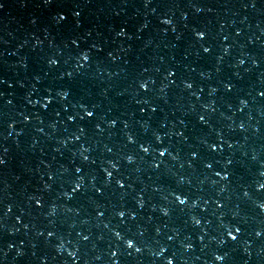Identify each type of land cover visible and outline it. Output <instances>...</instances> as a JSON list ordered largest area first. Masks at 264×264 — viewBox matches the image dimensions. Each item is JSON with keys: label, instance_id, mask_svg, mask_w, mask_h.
Wrapping results in <instances>:
<instances>
[{"label": "water", "instance_id": "obj_1", "mask_svg": "<svg viewBox=\"0 0 264 264\" xmlns=\"http://www.w3.org/2000/svg\"><path fill=\"white\" fill-rule=\"evenodd\" d=\"M145 4L146 0H0V81H4L0 83V155L4 147L8 149L6 164L0 166L3 264H41V259L44 264H112L113 259L118 264H166L173 257L174 264H215L214 253L226 255L224 264H264V212L256 207L264 201V189L258 190L264 183L260 175L264 98L257 95L264 89V0ZM196 7L201 11L196 12ZM165 14L173 20L171 27L159 23L158 17ZM145 22L146 27L137 31ZM121 27L124 37L116 36ZM193 29L206 32V38L198 41ZM44 35L53 37L61 48L60 62L52 68L47 57L54 49ZM37 36L41 44L34 46ZM26 39L27 44L18 47ZM72 40L78 44L72 45ZM201 44L211 51L203 53ZM92 45L100 50L90 48L88 67L72 81L59 79L77 51ZM169 69L176 75L166 80ZM141 80L149 81L150 91L138 89ZM186 82L193 84L191 90L184 87ZM227 83L234 86L231 92L224 89ZM62 87L71 90L62 103L56 98L46 110L29 103ZM212 88L217 91L212 93ZM240 99L247 104L240 105ZM81 103L95 106L96 116L79 119ZM151 107L157 111L153 113ZM198 114L206 115L208 122L199 123ZM24 115L30 117L28 122ZM69 115L76 119L69 122ZM112 118H119L115 127L108 125ZM13 121V129H8ZM97 123L102 130L94 127ZM81 127L84 133L76 140L73 133L79 134ZM178 131L184 137L177 136ZM154 132L164 137V146L177 157L165 156L158 169L148 163L151 157L141 159L138 147L125 139L132 134L155 147ZM204 142L220 147L210 152ZM81 144L90 151L81 153ZM194 151L200 159L192 161ZM128 154L136 157L134 163L123 159ZM202 159L220 161L214 169L226 167L229 180L214 183L219 178L204 169ZM108 160L120 167L111 183L102 171L112 170ZM77 167L83 169L79 174ZM78 177L83 187L66 198L64 193L71 191ZM115 179L127 187L118 189ZM97 187L101 194L94 191ZM174 191L195 199L196 207L190 202L181 210L173 201ZM32 196L42 197L43 207L37 208ZM138 199H143V208L137 206ZM214 201H223L224 207L218 209ZM9 204L11 212L5 207ZM161 207L170 209L169 216L161 214ZM120 208L135 209L136 219L121 221L116 216ZM98 210L103 216L97 215ZM192 216L201 219V225L196 226ZM220 217L241 226L236 241L222 235ZM49 231L54 235L49 237ZM117 231L133 238L142 251L127 249L123 239L116 238ZM256 231L262 235L256 236ZM61 239L65 246L57 251ZM221 239L225 242L218 244ZM186 244L192 247L186 249ZM162 247L166 251L157 256ZM17 248L23 255H16Z\"/></svg>", "mask_w": 264, "mask_h": 264}, {"label": "snow or ice", "instance_id": "obj_2", "mask_svg": "<svg viewBox=\"0 0 264 264\" xmlns=\"http://www.w3.org/2000/svg\"><path fill=\"white\" fill-rule=\"evenodd\" d=\"M147 3H150L151 0H146ZM254 6V5H253ZM77 15H79V13H77ZM60 19H63V17H60ZM159 23L164 25V26H167V27H171L173 25V21L167 17H162L160 18L159 20ZM146 27V25L144 26ZM167 30V28L165 29V31ZM173 31H175V29L173 28L172 29ZM120 35L121 36H124L126 35V32H120ZM193 35L194 37L198 40V41H203L206 36H207V33L200 30V29H193ZM237 35H239V33H237ZM74 45H77L78 43L77 42H73ZM201 49H202V52L207 54L211 51V49L207 46H204L203 44H201ZM227 52V50L225 51ZM90 56L87 54V53H83L79 56V59L77 61V68L78 69H82L84 68L85 65H87V63L90 61ZM53 64H58L59 61H52ZM245 61L243 59L240 60V64H244ZM68 76H71L72 73H67ZM175 71L172 70V69H169L166 73V76H165V79H174L175 77ZM9 87H11V85H9ZM193 87V84L190 83V82H186L185 83V88L188 89V90H191ZM233 85H231V83H227L224 85V89L225 91L227 92H231L232 89H233ZM138 89L143 91V92H148L150 91V88H149V84L147 82H142L140 84H138ZM217 89L216 88H213V92H216ZM60 97L65 101L67 100L68 98V93L67 92H64L63 90L60 92ZM257 95L261 98H264V89H260L257 91ZM0 96H3V93H0ZM56 98L53 97L51 94H48V95H45L44 97L42 98H38L36 101H32L31 99L29 100V103L30 104H39V106L43 109H47L48 106L50 104H52L54 102ZM8 103H11V101H8ZM144 103H149V101H144ZM239 103L242 104V105H246L247 104V101L245 99H240L239 100ZM75 106V105H74ZM81 111H82V115L78 114L79 115V119L81 120H84L85 118L87 119H92L93 117L96 116V112H95V106H93L92 108H89L87 105L81 103L79 105ZM139 111L141 113H143L145 111V109L143 107H141L139 109ZM151 111L154 113L157 111V109L155 107H151ZM57 115H59V113H57ZM76 119L75 116H72V115H69L68 116V121L69 122H73L74 120ZM30 120V117H25L24 118V121L25 122H28ZM197 120L199 123L201 124H206L208 122V118L206 115H203V114H198L197 115ZM119 122V118H112L110 120H108V125L109 127H115V125ZM184 121L181 120V124H183ZM125 128L128 127L127 123H125ZM12 127H14V124L12 125ZM97 130H102L101 129V125L99 123H97L95 126H94ZM40 131H43L42 129H40ZM79 134H76L75 135V139L76 140H80L83 133H84V129L81 127L79 128ZM176 135L177 136H180V137H184V132L182 131H178L176 132ZM219 135V133H218ZM126 139V142L127 144L129 145H136L138 147V151L139 153L141 154L140 155V158L141 159H146L148 157H151L150 160H148V163L150 164V166L152 168H160L161 165L164 164V157L165 156H169L171 157L172 160H175L177 157L175 155L172 154V151L167 147V146H164V137L162 135H160L158 132L156 133H153V140L155 142V147L153 145V142L152 141H144V140H137V138L135 136H132L131 134H128L126 135L125 137ZM65 143V142H64ZM205 143V146L207 147V149L210 151V152H215L217 151V149L220 147L219 144H217L216 142H211V143H208V142H204ZM223 143H227L226 141H223ZM227 147L231 148L232 145L231 144H227ZM109 152H111V149H108ZM190 156H191V159L192 161H195V160H198L200 159V154L198 152H192L190 153ZM135 156L134 155H126V160H127V163L128 164H132L135 162V159L136 157L134 158ZM83 160L85 162H88L89 161V156L87 155H84L83 156ZM92 163L94 164L95 161L93 160ZM201 163L204 167L205 170L209 171V172H212V175L214 177H217L219 178L218 180H214L213 182L214 183H219L221 181H228L229 178H230V175L231 173L228 172L227 168H223V169H214V163H220V161H211V160H207V159H202L201 160ZM228 164H231V161H227ZM3 164V161L0 160V166H2ZM191 163L189 164V167H191ZM120 170V167H119V164H117L116 162L113 161V167H112V170H108L107 168H104L102 169V171L104 172V175L105 177H107L109 179V182L111 183L112 180L111 178L113 177L114 175V172H118ZM67 171V170H65ZM83 171L82 168L80 167H77L75 168V172L76 173H81ZM82 178V177H81ZM49 179H51V177H49ZM114 183L115 185L118 187V189L120 190H123L127 187V185L122 182L121 179H115L114 180ZM46 187H48L46 185ZM83 187V184L79 182V180L75 181L72 185H71V191H66L64 193V196L68 199H71L73 194L80 191L81 188ZM260 189H264V184H261L260 185ZM224 189L221 188V191H223ZM94 191L97 193V194H101L102 193V189L101 188H95ZM173 201L174 203L177 205V207L181 208V210L183 209L184 206L188 205L190 202H191V205L193 207H196V200L191 198L188 194L184 193V192H173ZM243 195L245 197H248L249 193L248 192H243ZM31 200L33 201V203L35 204V206L37 208H41L43 207V200H42V197L40 196H34L31 198ZM137 203V206L139 208H143L144 207V201L143 199H138L136 201ZM205 203H207V201H205ZM214 203L216 204V207L219 209V208H223L224 207V203L223 201H214ZM260 211L264 210V201H261V203L259 205L256 206ZM11 208H7V212H11ZM156 209L154 208L153 211H155ZM206 211V209H204ZM159 211L161 212V214L164 216V217H167L169 216L170 214V209L167 208V207H161L159 209ZM103 212L102 211H97V215L98 216H103ZM116 216L121 220V221H124L125 218H129V219H132V220H135L136 219V212H135V209L129 211L127 210L126 208H120L119 210L116 211ZM21 220L20 217H17V222L19 223ZM220 220H221V223H220V227L223 229V233L222 235H224L227 239L229 240H232V241H236L238 238H239V234L241 233L242 231V228L239 224H229L227 228H225L223 226V217H220ZM193 223L196 225V226H199L201 225L202 221L201 219H196L194 218L193 219ZM157 231H159L157 229ZM47 235L49 237H51L52 235H54L53 232L49 231L47 233ZM116 235V238L118 240H121L123 239L124 241V244L126 246L127 249H130V250H135V252L139 253L142 251V248L139 247L136 243V241L131 238V237H128V238H125L122 236V234L117 231L115 233ZM142 235V233H141ZM256 236H261L262 235V232L261 231H258L255 233ZM84 240H87L88 237L87 236H84L83 237ZM169 240L172 239V237H168ZM202 239V237H201ZM220 241V240H219ZM225 242V240H223V243ZM166 249L163 248V252H165ZM76 254H73V253H69V256H72L73 258L75 257ZM112 256L115 258L117 256V253L116 252H113L112 253ZM226 259V255H221V254H216L214 253L213 254V261L215 262V264H224V261ZM73 264H75V261H73ZM112 264H118V261L116 259H113L112 261ZM166 264H174V257L173 258H169L167 259L166 261Z\"/></svg>", "mask_w": 264, "mask_h": 264}, {"label": "clouds", "instance_id": "obj_3", "mask_svg": "<svg viewBox=\"0 0 264 264\" xmlns=\"http://www.w3.org/2000/svg\"><path fill=\"white\" fill-rule=\"evenodd\" d=\"M145 6H147V2H146V4H145ZM195 11H196V12H200L201 9H200L199 7H196V8H195ZM164 17H167V18H169V19L172 20V18H171L170 16H167L166 14L164 15ZM160 18H161V17H158V20H160ZM172 21H173V20H172ZM145 25H146V22L143 23V24H141V25H139V27L137 28V31H140L141 29H143ZM122 31L125 32V28L121 27L120 31L116 33V36H119V37H124V36H126V35H124V36H121V35H120V32H122ZM44 38H45V39H48L49 47L52 48V49H54V51L51 52V53L48 55V57H47V66H48L49 68H52V67H55V66H57V65L59 64V63H58V64H53L52 61H57V60H58V57L61 56V48H60L58 45H56V44L54 43V38H53V37H52V38H49L48 35H44ZM128 39H131V36H130V35H128ZM73 42H77V43H78L77 40H72L70 43H71L72 45H74ZM24 44H27V39L24 40L20 45H18V47H23ZM33 44H34V46H35V45H39V44H41V40H40V38H39L38 36L35 37V39H34V41H33ZM67 46H68V44H64V47H67ZM74 46H75V45H74ZM90 48H94V49L97 50V51L100 50V47L97 46V45H92V46H90L88 49H80V50H78L77 53H76V55L72 57V60H73L74 62L71 64L70 67H67V68H65L64 71L60 72L58 78L61 79V80L64 79V78H67L69 81H72V80H74L78 75H80V74L82 73V69H86V68L88 67V65H85L84 68H82V69H78V68H77V61H78V59H79V56H80L81 54H83V53H87V54L90 56V55H91ZM226 50H227V48H225V51H226ZM109 55H111V53H109ZM58 61H59V60H58ZM59 62H60V61H59ZM239 63H240V61H239ZM253 63H255V61H253ZM67 73H72V75H71V76H68ZM142 82H147V83H149V81L141 80V81H138L137 84H140V83H142ZM0 83H4V81H0ZM184 87H185V85H184ZM62 90H63L64 92H67V93L69 94L68 97L70 96L71 90H70L69 88H67V87H62V88H58V89H56L55 92H54V95H52V94H51V95H52L53 97H55V98H58V100L56 101L57 103H62V102H64V100H63V99L60 97V95H59L60 92H61ZM49 91H51V90H49ZM211 92L214 93V92H213V88L211 89ZM8 101H11V100H8ZM8 101H7V103H8ZM11 103H12V101H11ZM11 103H8V104H11ZM240 105H242V104H240ZM78 114H79V113H77V115H78ZM25 117H29V116H28V115H24L23 120H24ZM67 120H68V117H67ZM14 123H15V121H13L12 123H8V124H7V128H8V129H13L12 125H13ZM49 127L55 129L56 125H55V123H50V124H49ZM240 127L242 128L243 125L241 124ZM37 131H40V129H37ZM154 133H156V132H154ZM16 135L19 136V135H20V132H16ZM73 135H76V133H73ZM126 135H128V134H126ZM131 135H132V134H131ZM160 135H161V134H160ZM132 136H134V135H132ZM5 139H7V137H5ZM60 143L63 144L64 141L61 140ZM89 151H90V149H89L88 147H85L83 144L80 145V152H81V153H87V152H89ZM7 152H8V149H7L6 147H4V148H3V154L0 155V160L3 161V164H2V165H5V164H6V160H5L4 157L7 156ZM128 155H132V154H128ZM134 158H135V157H134ZM123 159L127 162V160H126V156L123 157ZM116 163H117V162H116ZM107 164H108V165L110 166V168L112 169V167H113V161H112V160H108V161H107ZM117 164H118V163H117ZM260 175H261V176H264V171L260 172ZM77 180H79L80 183H83V179H82L81 177H78ZM261 184H264V183H260V184L258 185V190L260 189V185H261ZM45 188H47L46 185H45ZM245 192H247V191H245ZM32 197H34V196H32ZM32 197H30V199H31ZM195 203H197V201H196ZM260 203H261V202L257 203L256 206L259 205ZM5 207H6V209H7V208H11L12 205L9 204V205H6ZM51 210H52L53 212L55 211V205H52V206H51ZM261 212H264V210H262ZM194 218L198 219L197 217L192 216V217H191L192 222H193V219H194ZM222 223H223V226H224L225 228H227L228 225H229V223H226V222H222ZM256 232H258V231H256ZM217 243H218V244H223V239H221L220 241H217ZM245 243H247V242H245ZM64 246H65V242H64L63 239H61V242L56 246V247H57V251H59L60 249H63ZM184 247H185L186 249H190V248L192 247V245H191V244H186V245H184ZM12 248H13V244L9 243V244L7 245V249L10 250V249H12ZM245 251H247V248H245ZM69 253L76 254L75 252H69ZM160 253H163V247L160 248L159 252L156 253V255L159 256ZM4 255H7V250H5ZM16 255H17V256L23 255L22 250L19 249V248H17V249H16ZM0 264H3L2 260H0ZM41 264H44V260H43V259H41Z\"/></svg>", "mask_w": 264, "mask_h": 264}]
</instances>
